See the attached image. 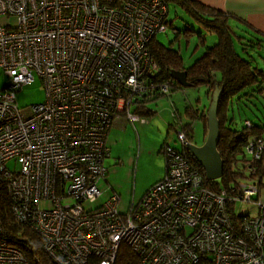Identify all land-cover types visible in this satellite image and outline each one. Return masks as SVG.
<instances>
[{
    "label": "built area",
    "instance_id": "built-area-1",
    "mask_svg": "<svg viewBox=\"0 0 264 264\" xmlns=\"http://www.w3.org/2000/svg\"><path fill=\"white\" fill-rule=\"evenodd\" d=\"M169 13L165 0H0V195L55 264H116L123 247L138 264H264L260 187L210 188L181 131L165 178L138 204L126 214L117 194L97 204L111 129L167 93L151 44ZM37 77L45 102L20 107ZM245 153L262 159L264 140L250 135ZM240 204L259 214L239 215ZM13 241L0 218V264H29Z\"/></svg>",
    "mask_w": 264,
    "mask_h": 264
},
{
    "label": "trees",
    "instance_id": "trees-1",
    "mask_svg": "<svg viewBox=\"0 0 264 264\" xmlns=\"http://www.w3.org/2000/svg\"><path fill=\"white\" fill-rule=\"evenodd\" d=\"M170 5L182 7L188 16L196 21L206 32L217 36V42L208 47L205 34L195 29H187L184 35L187 38L199 34L200 44H204L206 50L196 62L187 67L179 50L165 46L155 38L151 44L153 60L160 71L158 84H174L172 73L174 71H187L188 82L192 87L206 86L208 95L213 101L217 90L224 89L220 102L219 120L221 123L222 138L218 147L225 162V173L222 180L208 183L210 188L221 191L231 188L232 185L247 183L264 174V157L254 159L248 157L245 148L250 135L254 134L264 140V114L262 113L259 124L248 116L243 128L236 127L235 117L232 112L235 109L245 108L259 111L264 110V70L258 65L254 52L264 53V37L257 32H248L241 35L231 25V16L218 9L208 7L197 0H165ZM170 14V13H169ZM168 27L174 28V23L167 22ZM238 41V42H237ZM262 53V54H261ZM264 57V56H262ZM157 93L153 99L145 100L149 104L160 98L164 93ZM167 96V95H165ZM159 97V98H158ZM191 111V113H190ZM209 112V111H208ZM208 112L201 113L199 109L188 110V116L195 120L204 118L208 120ZM140 116H153L155 111L144 106L138 110ZM249 121L251 127L247 126ZM175 125L171 126V129ZM181 132L189 133L193 138L194 126L192 122L182 126ZM165 147L162 151L165 155ZM166 156V155H165ZM202 172L205 170L195 159ZM168 159L166 158V166ZM256 184V183H254ZM258 186L261 184H257ZM260 187V186H259ZM11 201L5 194L0 195V218L7 234L12 236L13 243L25 251L29 264H55L44 252L41 238L28 227L18 224L11 213ZM137 256L128 247L120 251L116 264H138Z\"/></svg>",
    "mask_w": 264,
    "mask_h": 264
},
{
    "label": "rangeland",
    "instance_id": "rangeland-1",
    "mask_svg": "<svg viewBox=\"0 0 264 264\" xmlns=\"http://www.w3.org/2000/svg\"><path fill=\"white\" fill-rule=\"evenodd\" d=\"M168 21L174 23V28L168 27L167 32L159 33L157 40L165 46L179 50L187 67L193 65L206 50L204 44H200L199 34H194L190 38L184 35L187 29L192 28L204 33L208 47L217 42V36L206 32L201 25L187 15L182 7L170 5ZM262 56L254 52V57L258 58V65L264 70ZM5 81L4 72L0 70V89L4 87ZM173 81L175 82L173 85L167 86L166 94L147 104L148 109L155 111V115H142V120L137 122L124 119L111 129L108 138L111 149V158L107 161L109 172L106 180L100 183L101 190L106 193L98 200V205L114 194L120 196L119 212L121 214L129 211L133 201L138 204L147 192L166 176V157L162 151L163 147L171 145L179 150L182 149L179 133L183 125L193 123L192 139L188 136V132V135L183 132L192 145L202 146L205 143L208 136V120L206 118L204 121L200 118L192 120L188 116V110L199 109L201 113H207L211 106L212 94L208 95L209 90L206 86L182 87L175 79ZM45 100L46 91L38 77L32 85L25 87L17 95V102L22 108L44 103ZM252 109L245 108L244 112L236 108L235 112H232L236 127L243 128L246 116L259 124L264 110L259 111L254 107ZM172 125H175V128L171 129ZM248 157L252 155L248 154ZM17 165L14 161L8 164L12 170H15ZM247 183L261 184L259 185L260 202L264 204V174L262 179L256 177L248 180ZM236 211L239 215L250 213L252 216H257L259 214L258 207L254 204H240L236 207Z\"/></svg>",
    "mask_w": 264,
    "mask_h": 264
},
{
    "label": "water",
    "instance_id": "water-1",
    "mask_svg": "<svg viewBox=\"0 0 264 264\" xmlns=\"http://www.w3.org/2000/svg\"><path fill=\"white\" fill-rule=\"evenodd\" d=\"M172 77L182 87H192L188 82L187 71H174ZM223 92L224 89H221L214 94L208 112V136L205 143L202 146L191 144L188 147L194 159L205 170L207 180L210 182L222 179L225 173V162L218 150L222 138L219 111Z\"/></svg>",
    "mask_w": 264,
    "mask_h": 264
},
{
    "label": "crops",
    "instance_id": "crops-1",
    "mask_svg": "<svg viewBox=\"0 0 264 264\" xmlns=\"http://www.w3.org/2000/svg\"><path fill=\"white\" fill-rule=\"evenodd\" d=\"M197 1L208 7L228 13L231 16V25L238 33L248 35L250 32H257L264 37V0ZM121 122L116 123L115 126Z\"/></svg>",
    "mask_w": 264,
    "mask_h": 264
}]
</instances>
